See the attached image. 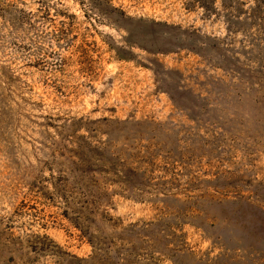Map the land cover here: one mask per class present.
<instances>
[{"label": "rangeland", "instance_id": "374dc122", "mask_svg": "<svg viewBox=\"0 0 264 264\" xmlns=\"http://www.w3.org/2000/svg\"><path fill=\"white\" fill-rule=\"evenodd\" d=\"M0 264H264V0H0Z\"/></svg>", "mask_w": 264, "mask_h": 264}]
</instances>
